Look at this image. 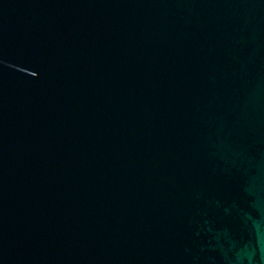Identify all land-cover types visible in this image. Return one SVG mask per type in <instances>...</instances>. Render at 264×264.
Listing matches in <instances>:
<instances>
[{"label":"water","instance_id":"water-1","mask_svg":"<svg viewBox=\"0 0 264 264\" xmlns=\"http://www.w3.org/2000/svg\"><path fill=\"white\" fill-rule=\"evenodd\" d=\"M0 264H264V0H0Z\"/></svg>","mask_w":264,"mask_h":264}]
</instances>
